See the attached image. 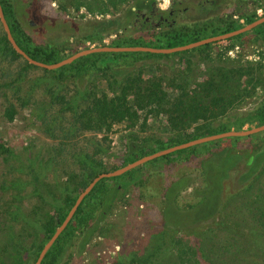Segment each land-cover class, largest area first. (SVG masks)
<instances>
[{"label":"rangeland","instance_id":"374dc122","mask_svg":"<svg viewBox=\"0 0 264 264\" xmlns=\"http://www.w3.org/2000/svg\"><path fill=\"white\" fill-rule=\"evenodd\" d=\"M26 1L30 0H12L15 16L24 30L37 43L55 45L62 53L69 55L95 48L101 43L108 45L116 37H140L152 32L158 35L169 29L190 27L230 15L243 22L245 12L256 15L264 12V0H175L180 2V9L174 17H164L165 20L154 17L149 22L139 16L140 11L134 6L138 0H37L40 13L47 17L38 22L26 16L32 13L25 9ZM146 1L154 2L156 10H167L174 0ZM125 7H132L137 15L128 23V29L120 27L115 30L109 18L122 16L120 8ZM72 22L78 26L77 32L73 31ZM95 22L104 24L105 30L96 33L92 29ZM245 32L247 34L243 38H223L205 48H196L200 45L192 47L195 48L193 50L189 48L185 53L170 52L164 57L116 60L111 67L118 72L111 77L95 70L76 77L69 76V70H63L58 76L59 73L51 72V69L32 64L25 67L19 80H15L24 61L21 58L10 61L0 55V142L16 154L6 161L0 155V262L14 264L15 257L19 256L22 264H34L37 246L40 243L43 246L49 238L46 239L38 230L39 233L33 235L32 223L37 217L54 214L49 209V200L59 205L63 195L59 185L65 180L66 172L76 171L77 167L69 154L82 148L93 150L91 143L103 135L91 130H83L72 136L61 132L63 124H69L67 119L70 116L59 113L60 98H57L58 101L52 100L53 95L72 99L76 92L84 88L102 89L106 86V80H120L134 72L139 73L142 81L161 79L165 88L172 79L184 81L187 83L186 89L191 90L216 71L244 65L246 60L252 64L260 61L263 63L260 68L262 75L257 85L255 83L254 93L245 97L236 109H230L214 120L212 125L216 127L219 122L228 121L230 124L237 123L245 112L264 101V38L250 29ZM83 36L89 37L83 39ZM235 84L232 82L229 86ZM8 103L16 107L12 120H7L3 115ZM254 126L258 124L245 121L238 130ZM168 127L165 117L155 119L151 115L147 116L143 127L139 123L133 127L125 123L112 125L105 132L106 140L100 141L102 152L98 158L103 164L101 169L107 171L119 165V157L124 152L123 141L131 131L155 145V140L164 139ZM229 127V130H234L232 125ZM173 130L170 129L171 132ZM248 135L252 136L218 140L213 144H194L165 158L156 156L148 159L119 174L122 175L119 181L124 183L120 189L122 195L113 201L104 216L100 215L96 203L90 201L83 214L89 226L100 218L98 226L89 233L83 244L81 231L69 228L72 233L61 237V246L53 264H127V254L132 251L130 247L145 252L146 247L153 249L163 241L176 239L181 240L183 248H187L184 254L187 255L192 248V244H188L190 236L202 238L201 242L198 241L200 246L205 247V258L201 264H227L231 259L232 264H264V252L252 253L251 250L257 245L255 233L264 231V163L254 171L247 172L249 164L246 160V152L257 148L264 140V129ZM50 153L53 158L40 171L38 179L18 169L21 162L34 161L36 157L47 158ZM227 154L235 156L221 181L219 211L209 220L198 222V225L161 226L160 208L167 184L177 177H183L186 183L176 192L175 202L179 207L195 204L198 201L195 192L204 183L199 168L201 160L211 157L217 163ZM16 178L20 180V188L18 194L13 196L15 190L10 189L9 184ZM52 192H55V196H51ZM7 210L20 211L23 219L11 221ZM224 248L233 256L226 255ZM168 250L169 247L161 250L164 254L162 261L169 257ZM247 250L250 251L248 254Z\"/></svg>","mask_w":264,"mask_h":264},{"label":"trees","instance_id":"16d2710c","mask_svg":"<svg viewBox=\"0 0 264 264\" xmlns=\"http://www.w3.org/2000/svg\"><path fill=\"white\" fill-rule=\"evenodd\" d=\"M26 4L25 9L32 11L30 16L29 14H26L28 18L38 22L47 19V17L40 13L37 0L26 1ZM0 6L13 39L30 58L42 63L51 64L70 54L62 53V51H60L55 45L48 46L37 43L24 30L15 16V9L12 0H0ZM134 6L141 13L142 9H148L150 7V2L146 0H138L134 2ZM114 9H116V7ZM120 9L122 16L118 17L114 15L109 18V23L115 30L120 29V27L124 30L128 29V23H130L133 16L137 15L135 9L132 7ZM179 9L180 2L174 0L167 10H157L156 17L158 19L159 15H162V17H174ZM263 15L264 12L261 15H256L255 13L248 14L245 12L242 15L243 22L232 18L231 15L227 17H218L216 18L217 20L214 21L210 20L206 23L200 22L196 25L179 29H169L158 35H155L152 32L149 35L146 34L140 37H116L112 39L108 45L169 48L184 45L208 36L230 32ZM71 24L73 31L77 32L79 29L78 26L75 25V22H72ZM92 29L96 33H100L99 31L105 30V26L99 22V24L96 23L93 25ZM250 31H254L264 38V21L261 22V24L250 28ZM246 34L247 33L244 31L235 34L230 38H243ZM88 37L89 36H83V39ZM213 43H216V41L201 44L196 48H205ZM104 45L105 44L101 43L97 45V47ZM193 49L195 48H192L191 50ZM187 51L189 50L186 49L173 53H185ZM60 52L61 54H59ZM168 54L170 53H153L144 51H93L78 56L71 62L53 68L50 71L59 73L58 76H60L62 74L61 71L69 70V76L76 77L79 74L83 75L87 73L89 70H95L106 73L104 74L105 76L108 74L107 77H111L118 72L111 67L112 64H116V60H136L142 57H164ZM0 55L8 58L10 61L17 58H21L24 61V65L19 69L18 76L15 80L21 78L22 72L26 66H33L11 47L1 24ZM262 67L263 63L260 61L252 64L250 60H246L244 65L240 64L227 70L216 71L215 74H211L203 83L196 85V87L191 90L186 89L187 83L184 81L181 82L172 79V81L168 83V88H165L163 87L161 79L156 78L142 81L139 73L134 72L126 74L120 80H106V86L102 89L99 88L96 90V88H93L86 90L84 88L83 91L76 92V95L73 96L72 99H64L61 98V95H53L52 100L58 101L57 98H60V101L58 102L60 105L59 113H68L70 116V118L67 119L69 124L67 126L63 124L60 128L61 132L65 131L72 136L83 130H91L93 133L97 134L100 132L103 135L101 138L91 143L93 150L82 148L69 154V156L72 157V161L77 165L76 171L69 170L66 172L65 180L60 183V192L63 195L59 205L53 204V201H48L50 203L49 209L52 210L54 214L47 213L46 215L35 218L31 228L33 235H37L40 232L44 234L46 239H48L67 214L78 193L87 186L92 178L100 173L112 171L139 157L165 149L175 144L197 137L227 131L230 129V125H232L234 130H238L245 121L250 124H263L264 101H261L255 106V108H253V110L245 112L242 116L243 118L237 120V123L234 122L230 124L228 121L227 123L219 122L216 127L212 125L214 120L225 115L228 110L236 109V107H238L237 105L245 97L254 93L253 89L255 83L257 85L262 75L260 70ZM232 82L236 83L233 87L229 86ZM169 87L170 90L168 91L167 89H169ZM15 113L16 107L13 103H8L3 110V115L7 120H12ZM148 115L153 116L155 119L165 117L169 127L164 139L160 140L158 138L155 140V145H151L147 139L140 138L136 133L131 131L128 136H125V140L123 141L124 152L119 157V165L114 166L111 170L107 171L101 169L103 164L98 156L102 152L100 141H105L107 137L105 132H107L112 125L120 123H125L128 127H133L139 123L140 127H143ZM170 129L174 130L171 132ZM252 135L243 137H249ZM64 136H66V134H64ZM237 138H239V136H226L216 140L202 142V144H213L218 140H236ZM262 141H260L261 143L257 148L246 152V160L247 164H249L247 172H249V170L254 171L260 164L264 163V140ZM189 147H192V145ZM187 148L174 150L170 153L160 155L158 158H165L169 154L181 152ZM0 155L4 161L16 156L12 149L1 142ZM227 155L226 158H221L217 163H215V159L211 157L201 160L199 168L204 183L202 188L195 192L198 197V201L195 204L179 207L175 202L176 192L186 183V180L183 177H177L167 184L160 208L161 226L198 225V222L200 223L209 220L219 211L222 188L221 181L227 175V170L233 161L232 158L235 156V154ZM46 157L47 158L41 159L36 157L34 161L27 160V163L21 162L20 168L18 167V169H20V172L29 173L33 178L38 179L40 171L51 162L53 155L50 153ZM121 176L122 175L100 177L92 185L90 190L82 197L56 240H54L45 251L39 264H53L57 251L61 246V237L70 233L69 228L74 227L81 231L83 234L82 244L87 241L89 233L98 226L100 218H98L92 226H89L87 217L83 214L86 206L88 203H91L90 201L96 203V207L100 210V215L104 216L113 201L122 195L120 189L124 186V183L119 181ZM19 183L20 180L16 178L15 180H11L9 184V188L15 190L13 196L18 194L20 188ZM110 183H113L112 186L108 185ZM51 196H55V192H52ZM51 200H53V197ZM7 211L10 213L11 221L23 219L20 211ZM255 237L257 238V245L254 248H251L252 253H257L259 251V253L264 252V231L256 232ZM189 238L188 244L190 245L191 243L194 246L190 245V247H192L190 250L191 252L187 255H184L186 254L187 248H183V246L180 245L181 240L176 239L172 242L169 240L168 242L163 241L153 249L146 247L145 252H138L135 248L130 247L132 251L127 254L128 257L126 262L127 264H201L205 258V247L199 245L202 238H194L193 236H190ZM42 244L40 243L37 246L33 262H35L36 257L42 248ZM163 246L166 249L167 247L170 249L168 250L170 255L164 261H162L164 254L161 252V250H164ZM224 251L227 252L226 255L233 256L231 253H228L227 248H224L223 252ZM246 252L248 254L250 251L247 250ZM14 261V264H22L19 256H16ZM232 261L233 259L228 261L227 264H232ZM0 264H2V262H0Z\"/></svg>","mask_w":264,"mask_h":264},{"label":"water","instance_id":"95a60500","mask_svg":"<svg viewBox=\"0 0 264 264\" xmlns=\"http://www.w3.org/2000/svg\"><path fill=\"white\" fill-rule=\"evenodd\" d=\"M154 2H151V5L153 6ZM154 7V6H153ZM145 9H142V12H144ZM264 21V15L260 16L259 18L255 19L252 22H249L247 24H245L244 26L237 28L235 30H232L230 32H225L222 34H217V35H213V36H208L196 41H192L189 43H186L184 45H178V46H173V47H169V48H153V47H149V46H109V45H104V46H98L95 48H87L84 50H80L77 51L57 62L51 63V64H46V63H42L39 62L37 60H34L32 58H30L15 42V40L13 39L11 32L9 30L8 24L4 18L1 6H0V24L1 27L5 33V36L8 40V42L10 43L11 47L18 53L20 54L24 59L27 60V62L40 66V67H44L47 69H53V68H57L61 65L67 64L69 62H71L73 59L77 58L78 56H81L83 54H87L93 51H144V52H153V53H170V52H176V51H182L185 49H189L201 44H205V43H209V42H213V41H217L223 38H227V37H231L235 34H238L240 32H244L247 29H250L252 27H254L255 25L260 24L261 22ZM264 129V123L258 126H254L252 128L249 129H245V130H227V131H223V132H219V133H215V134H210V135H205V136H201V137H197L179 144H175L172 146H169L165 149L153 152L151 154L148 155H144L142 157H139L119 168H116L112 171H108V172H103L98 174L97 176H95L94 178H92V180L87 184V186L77 195L76 199L74 200L72 206L70 207V209L68 210L67 214L65 215V217L63 218V220L61 221V223L59 224V226L54 230V232L52 233V235L49 237V239L46 241V243L42 246V248L40 249L36 260L34 262V264H39L40 260L42 259L45 251L48 249V247L52 244V242L55 240V238L58 236V234L62 231V229L65 227L66 223L68 222V220L70 219V217L72 216L73 211L75 210V208L77 207V205L79 204V202L81 201L82 197L90 190V188L92 187V185L100 178V177H105V176H115V175H119L123 172H125L126 170L148 160L151 158H154L156 156H160L169 152H172L174 150L177 149H181V148H185V147H189L191 145L194 144H198V143H202V142H206L209 140H214V139H218V138H222V137H226V136H243V135H248L251 133H255L258 131H261Z\"/></svg>","mask_w":264,"mask_h":264},{"label":"flooded vegetation","instance_id":"af4514ba","mask_svg":"<svg viewBox=\"0 0 264 264\" xmlns=\"http://www.w3.org/2000/svg\"><path fill=\"white\" fill-rule=\"evenodd\" d=\"M144 9H145L146 13L141 12L139 16L142 17L144 21L152 22L151 18L156 17L157 10L151 5V3H150V7L148 9H146V8H144ZM159 19L165 20V18L162 17V15H159Z\"/></svg>","mask_w":264,"mask_h":264}]
</instances>
